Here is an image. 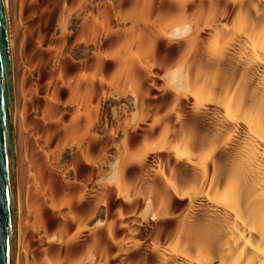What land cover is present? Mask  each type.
I'll return each instance as SVG.
<instances>
[{
    "label": "bare ground",
    "instance_id": "obj_1",
    "mask_svg": "<svg viewBox=\"0 0 264 264\" xmlns=\"http://www.w3.org/2000/svg\"><path fill=\"white\" fill-rule=\"evenodd\" d=\"M14 264H264V0H4Z\"/></svg>",
    "mask_w": 264,
    "mask_h": 264
},
{
    "label": "water",
    "instance_id": "obj_2",
    "mask_svg": "<svg viewBox=\"0 0 264 264\" xmlns=\"http://www.w3.org/2000/svg\"><path fill=\"white\" fill-rule=\"evenodd\" d=\"M4 0H0V264H14L16 188L13 175L10 70Z\"/></svg>",
    "mask_w": 264,
    "mask_h": 264
}]
</instances>
